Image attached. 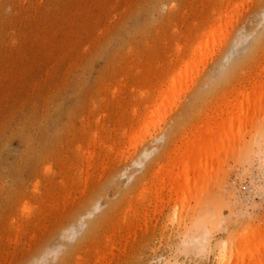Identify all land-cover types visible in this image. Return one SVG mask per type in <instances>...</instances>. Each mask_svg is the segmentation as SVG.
<instances>
[{
  "label": "rangeland",
  "instance_id": "374dc122",
  "mask_svg": "<svg viewBox=\"0 0 264 264\" xmlns=\"http://www.w3.org/2000/svg\"><path fill=\"white\" fill-rule=\"evenodd\" d=\"M189 61L195 70L166 98ZM255 83L264 86V0H0V264L237 263L220 247L236 251L264 227V187L254 188L264 91L204 191L176 202L154 193L151 176L208 112L226 101L228 117ZM222 199L228 230L225 218H202ZM205 233L210 249L193 242Z\"/></svg>",
  "mask_w": 264,
  "mask_h": 264
},
{
  "label": "bare ground",
  "instance_id": "6f19581e",
  "mask_svg": "<svg viewBox=\"0 0 264 264\" xmlns=\"http://www.w3.org/2000/svg\"><path fill=\"white\" fill-rule=\"evenodd\" d=\"M217 30H215L214 31V33L216 32ZM237 44V43H236ZM236 47V46H235ZM181 48V47H180ZM181 49H183V48H181ZM179 50V47L177 48V51ZM233 50V49H232ZM180 51V50H179ZM181 53V52H180ZM184 53H186V52H184ZM179 56V55H178ZM185 57V56H184ZM180 58V57H179ZM182 59H183V57H182ZM191 59V58H190ZM176 60H177V58H176ZM179 60V59H178ZM177 60V61H178ZM184 60V59H183ZM180 61V60H179ZM172 63V62H171ZM190 63V61L185 65V66H183L182 68H180L178 71H176V73L174 74H172V76L170 77V79L168 80V82H167V85L165 86L164 84H163V86H165L166 87V90L164 91V95H166V98H167V95L168 94H171L172 93V91H173V89H174V86L176 85V84H178L179 82H180V79H182V77H184L185 75V73H187L188 71H189V68H187V66L188 65H190L189 64ZM192 63V62H191ZM193 63H194V61H193ZM192 63V64H193ZM162 66H163V64H161ZM165 65V64H164ZM191 67L193 66V65H190ZM189 66V67H190ZM162 68V67H161ZM165 68V67H164ZM175 68V67H174ZM192 68H194V67H192ZM192 68H190V70L192 69ZM159 69V68H158ZM186 70H188V71H186ZM194 70H195V68H194ZM143 71V70H142ZM163 71V70H162ZM157 72V71H156ZM174 72V71H173ZM154 73V72H153ZM168 73V72H167ZM194 73V72H193ZM195 74H196V72H195ZM195 74H193V75H195ZM152 75V74H151ZM154 75V74H153ZM161 75V74H160ZM168 75V74H167ZM189 75H190V73H189ZM188 75V77L190 78L191 77V75L189 76ZM160 78V77H159ZM164 80V79H163ZM185 80V79H184ZM184 80H181V81H184ZM194 79H192V81H193ZM187 81V80H186ZM189 81V80H188ZM141 82V81H140ZM190 82V81H189ZM188 82V83H189ZM159 83V82H158ZM183 83V82H182ZM257 83V82H256ZM255 83V86H254V84H253V89H252V91H248V92H245V94H243V99H241V100H236V102H235V105L233 106V108H232V111H231V113L229 114V116L228 117H226V118H224L225 117V114L227 113V111H225L226 110V106H227V102L225 101H223L221 104H219V106L217 107L218 109L216 110L215 108H213V110H211V112H208L206 115H205V122L203 123V124H201L200 126H198V128H196V130H194V131H192L189 135H185L184 137H183V139L182 140H180L179 141V143L178 144H176L175 145V147L176 148H174V149H172V151H171V154H169V157H167V159L165 160V162L162 164L163 166H161V168L158 170V172H157V170L155 171V173H153V175L151 176V179L153 180V182H152V184L154 183L155 184V186H156V189H155V194L156 195H158V193L157 192H162V190H167L168 191V193L170 194V196H172V197H174L175 198V201L177 202V201H180L181 203H183V202H185L186 201V199L188 198V196H189V194H191V190H192V188H195V190L193 191V195H195V194H198V192L199 191H204V189H205V187L207 188L208 186H207V177H209L208 176V173L210 174L211 172H216V173H218L219 171H222V167H223V162L222 163H220V157H221V154H222V152L223 151H225V150H227V148H229L230 147V145H231V141H233L234 139H235V136L237 135V134H239L240 135V128L238 127V129H236L235 130V125H237V124H243L248 118H250V116L249 115H246L247 117H245V115H241V113L242 112H244V110L246 109V108H250V107H253V109L255 108V107H257V105H258V103H260L261 102V96L263 95L262 93H263V91H264V86H259V85H257ZM160 84H161V82H160ZM166 84V83H165ZM184 85V84H183ZM162 86V87H163ZM154 87V86H153ZM157 87V86H156ZM177 87V86H176ZM185 87V86H184ZM164 88V87H163ZM141 89V88H140ZM147 89V88H146ZM178 89V88H177ZM176 89V91H178ZM140 91V90H139ZM152 91V90H151ZM155 91V90H154ZM142 92V91H141ZM145 91H143V93H144ZM163 92V91H162ZM161 89L159 88L158 89V95H156L155 94V99H159L160 97H161ZM149 93V92H148ZM147 93V94H148ZM174 94H175V92H173ZM141 94V93H140ZM261 94V95H260ZM144 95H145V93H144ZM150 95V94H149ZM143 96V95H142ZM163 96V95H162ZM169 96V95H168ZM147 97V96H146ZM172 97H174V95H172ZM143 98H145V96L143 97ZM142 98V99H143ZM148 98V97H147ZM153 98V97H152ZM168 99H169V97H168ZM163 100H166V102L168 101L167 99H165V97L163 96ZM157 101H159V100H157ZM162 101V100H161ZM160 101V102H161ZM168 103H169V101H168ZM167 103V104H168ZM147 104V103H146ZM153 104V103H152ZM157 104V103H156ZM164 104V103H163ZM149 105H150V103H149ZM155 105V104H154ZM151 106V105H150ZM135 107V106H134ZM139 107V106H138ZM153 107V109L155 108L154 106H152ZM151 107V108H152ZM157 107H159V106H156V108ZM162 107H164V109L163 110H165V109H167V108H165V106L164 105H162ZM167 107V106H166ZM149 108V107H148ZM136 109V108H135ZM140 109V108H139ZM146 109H147V105H146ZM153 109H150V110H153ZM215 109V110H214ZM157 110H159V109H157ZM161 110V109H160ZM147 111H148V109H147ZM139 112H140V110H139ZM161 112V111H160ZM138 113V112H137ZM137 113L135 114V111H134V114H135V116L137 115ZM149 113V112H148ZM152 113L154 114L155 113V111L153 110L152 111ZM147 114V113H146ZM158 114H159V111H158ZM139 115V114H138ZM148 115V114H147ZM150 115H152V114H150ZM134 115H132V117H133ZM146 116V115H145ZM144 116V117H145ZM156 115H154V117H155ZM160 116H161V114H160ZM148 116H146V118H147ZM162 117V116H161ZM139 118V117H138ZM100 119V117L98 118V120ZM141 119V118H140ZM149 119H150V117H149ZM157 119V118H156ZM101 120V119H100ZM135 120V119H134ZM137 120H139V119H137ZM142 120V119H141ZM143 120H145V118L143 119ZM149 121V120H148ZM155 121H157V120H155ZM100 122V121H99ZM135 122V121H134ZM138 122V121H137ZM141 123V122H140ZM154 123V122H153ZM132 124H133V122H132ZM142 124H144V125H142L143 127L145 126V124H146V121H144V122H142ZM147 124H149V123H147ZM137 125V124H136ZM139 125H141V124H139ZM131 126V125H130ZM133 126V125H132ZM131 126V127H132ZM140 128V127H139ZM126 129H128V128H126ZM126 129H125V131H126ZM140 129H144V128H140ZM148 129V127L146 128V130ZM151 129V128H150ZM149 129V130H150ZM102 130H103V128H102ZM148 130V131H149ZM97 133H99L97 130H95ZM132 131H135V129H133ZM143 131V130H142ZM151 131V130H150ZM104 132V131H103ZM127 133H128V131H127ZM131 133V132H130ZM129 133V134H130ZM142 133H145V132H141V130H140V135L142 134ZM148 133H150V132H148ZM94 134V133H93ZM100 134V133H99ZM123 134H125V132L123 133ZM137 133L135 132V134L132 132V139L134 138L133 136L134 135H136ZM139 134V133H138ZM95 135V134H94ZM102 135V134H101ZM101 135H100V137H101ZM131 135V134H130ZM129 135H127L126 137H128ZM137 136V135H136ZM135 136V137H136ZM144 136V135H143ZM140 137V136H139ZM142 137V136H141ZM97 138V137H96ZM124 138V137H123ZM129 139H131L130 137H128ZM137 138V137H136ZM93 139V138H92ZM91 139V140H92ZM99 139V138H98ZM97 140V139H96ZM139 140V139H138ZM93 141L94 142H97V141H95L94 139H93ZM103 141V140H102ZM93 142V143H94ZM105 142V141H104ZM104 142H101L103 145H104ZM107 142V141H106ZM105 142V143H106ZM116 142V141H115ZM114 142V143H115ZM98 143H99V141H98ZM98 143H95V145L96 144H98ZM119 143V142H118ZM136 143V142H135ZM108 144V143H107ZM137 144V143H136ZM260 144V146H262V144H264V143H259ZM100 145V144H99ZM108 145H110L111 146V144H108ZM116 145H117V143H116ZM116 145H114V146H116ZM121 145V144H120ZM126 145V144H125ZM130 145V144H129ZM131 145H134V144H131ZM130 145V146H131ZM130 146H128L129 148L128 149H131L130 148ZM139 146V145H138ZM264 146V145H263ZM263 146H262V148L261 147H259L258 145H257V147L259 148L258 149V152L261 154L262 153V158H264V148H263ZM100 147V146H99ZM105 147V146H104ZM107 147V146H106ZM105 147V148H106ZM112 147V146H111ZM117 147V146H116ZM115 147V148H116ZM126 147V146H125ZM133 147V146H132ZM134 147H136V146H134ZM97 148V147H96ZM101 148V147H100ZM115 148H113V150L115 149ZM107 149H109V148H107ZM111 149L112 148H110V153L112 152V154L114 153L113 151H111ZM121 149H122V147H121ZM120 149V150H121ZM125 149V148H124ZM234 149V148H233ZM126 150V149H125ZM124 150V151H125ZM261 150V151H260ZM109 151V150H108ZM116 151V150H115ZM119 151V150H118ZM118 151H116V153L118 154ZM123 150H121V152H122ZM127 151H129V150H127ZM96 152V151H95ZM93 154H94V152H93ZM99 154V153H98ZM115 154V153H114ZM113 154V155H114ZM123 154V153H122ZM118 156H120L119 154H118ZM136 156V155H135ZM148 156V155H147ZM94 157H97V156H94ZM100 157V156H99ZM228 157L229 156H227L226 158L228 159ZM115 158H116V156H115ZM94 158H92V160H93ZM89 160H91V158L89 159ZM113 160H115V159H113ZM145 160H147V158L145 159ZM95 161V160H94ZM116 161V160H115ZM226 160H224V162H225ZM264 161V160H263ZM91 162V161H90ZM93 164V163H92ZM91 165V164H90ZM93 166V165H92ZM109 167V166H108ZM157 172V173H156ZM168 175L172 178L171 179V182L170 183H168L167 182V180H166V177L168 178ZM210 178V177H209ZM149 180V179H148ZM212 181V179L210 178L209 179V181ZM145 183H147L148 184V182H145ZM150 184V183H149ZM154 184H153V186H154ZM209 184H211V182L209 183ZM145 185V184H144ZM152 186V185H151ZM143 188V190H145L144 188H146V189H148V187H146V185H145V187H142ZM149 189H150V187H149ZM142 190V191H143ZM209 190V189H208ZM207 191V190H206ZM141 192V191H140ZM145 192V191H144ZM147 193H148V191H146ZM150 192H152V190H150ZM209 191H207V193H208ZM147 193H143V194H147ZM153 193V192H152ZM167 193V192H166ZM206 193V192H205ZM142 194V192H141V195H140V197H141V199L143 200V195ZM160 194V193H159ZM162 194H164V193H162ZM144 195V196H145ZM149 195V194H148ZM148 195H146V196H148ZM138 196V195H137ZM151 197H153L152 195H150ZM196 196V195H195ZM210 196V195H209ZM150 197V198H151ZM161 197V196H160ZM159 197V198H160ZM164 197V196H163ZM146 199H147V197H145ZM144 198V199H145ZM156 199H157V196L155 197ZM155 198H153V201H154V199ZM204 198V197H203ZM148 199H149V196H148ZM148 199H147V201H148ZM162 200V197H161V199H160V201ZM158 200H156V202H157ZM170 201V200H169ZM142 202H144V200L142 201ZM146 202V201H145ZM145 202L143 203L144 204V206H145ZM151 202V201H150ZM159 202V201H158ZM167 202V201H166ZM165 202V203H166ZM207 202H208V200H207ZM210 202H211V200H210ZM220 202V206L218 205V207L216 208L212 203V205H213V207H215L216 208V210L214 209V210H210L211 208H213L212 206H209V207H211L209 210L210 211H208V212H211V211H214V212H216V213H214V214H211V213H207V209L205 210L206 212L205 213H207V214H204L203 215V217L202 218H205V220H207L206 221V223H209V226H211L210 224H212V227L214 226V225H218L219 223H218V221L216 222V220H215V222H213V220L216 218L217 220L219 219H221V220H223L224 218H225V220H223L225 223L222 225L221 223L219 224V226L220 225H222V226H224L225 227V229L226 230H228V228H229V217H230V219H231V214H229V217L227 216V217H223V212L225 211V210H229L230 211V207H228L227 206V204H226V201L225 200H220L219 201ZM149 203V202H148ZM161 203V202H160ZM142 204V203H141ZM151 204V203H150ZM150 204L148 205V207L150 206ZM210 204V203H209ZM156 205V204H155ZM164 205V204H163ZM204 205L205 204H203V207H204ZM143 206V207H144ZM157 206V205H156ZM132 206H130L129 208H131ZM140 207V206H139ZM143 207H141V209L143 208ZM152 207V206H151ZM150 207V208H151ZM208 207V208H209ZM146 208V207H145ZM197 208V207H196ZM139 209V208H138ZM202 209V208H201ZM217 209H219L220 211H218ZM127 210H128V208H127ZM126 210V211H127ZM137 210V208H135V210H133V211H136ZM146 210V209H145ZM149 209H147V211H148ZM152 210V209H151ZM155 210H156V208H155ZM129 211V210H128ZM132 211V210H131ZM132 211V212H133ZM137 212V211H136ZM136 212H135V214H136ZM142 212H144V211H142ZM158 212V211H157ZM194 212V211H193ZM200 212V211H199ZM199 212L197 213V216H199ZM220 212V213H219ZM126 213V212H125ZM138 213V212H137ZM144 213H146V212H144ZM201 213V216H202V214L204 213L203 211L202 212H200ZM226 213V212H225ZM129 215H130V211H129V213H128ZM196 214V213H195ZM215 214H216V216H215ZM218 214V215H217ZM126 215V214H125ZM124 215V216H125ZM132 215V214H131ZM133 216H134V212H133ZM136 216H138V215H136ZM143 216V215H142ZM141 216V218H143ZM147 216V214H145V217ZM194 216V215H193ZM213 216H214V219H213ZM217 216H218V218H217ZM219 216H220V218H219ZM222 216V217H221ZM127 217V216H126ZM129 217H131V216H129ZM139 217V216H138ZM144 217V218H145ZM125 218V217H124ZM136 218V217H135ZM141 218H139V219H141ZM138 219V218H137ZM138 219V220H139ZM196 219L197 218H195V221H196ZM212 219V220H211ZM133 220H135V219H133ZM200 220V219H199ZM126 222H127V220H125ZM136 221V220H135ZM144 221V220H143ZM146 221V220H145ZM202 221H203V219H202ZM210 221V222H209ZM128 222H129V220H128ZM127 222V223H128ZM140 222V221H139ZM148 222V221H147ZM198 222V221H197ZM212 222V223H211ZM216 223V224H215ZM218 223V224H217ZM129 224V223H128ZM145 224V223H144ZM196 224V223H195ZM194 224V225H195ZM198 224H199V222H198ZM197 224V225H198ZM125 225V224H124ZM146 225V224H145ZM199 225H201V224H199ZM203 226V225H202ZM201 226V227H202ZM219 226H217L216 228H217V230L218 229H221V228H219ZM130 227V226H129ZM132 227V226H131ZM192 227V226H191ZM207 227V225H205L203 228L205 229ZM200 228V227H199ZM194 229V228H193ZM196 229V228H195ZM223 229V228H222ZM212 231V230H211ZM211 231H209V232H211ZM219 231V230H218ZM225 231V230H224ZM203 232V231H202ZM208 232V231H207ZM192 233V232H191ZM199 233H201V232H199ZM204 233V232H203ZM206 234L208 235V233H205V235L203 234H199V236H197V237H194V240H193V242L194 241H196V242H194L195 243V245L197 244V245H199V244H202L201 246L202 247H205V248H207L205 245H203V243H206V242H208V241H206V239H205V236H206ZM186 235V234H185ZM193 235V234H192ZM189 236H190V234H189ZM230 236V235H229ZM236 236V235H235ZM190 237H192V236H190ZM189 237V238H190ZM246 238H244L243 239V245L242 246H240V248L238 249V250H236V251H233V249H230L229 247H228V245L225 243L224 245H222L220 248L222 249H220L222 252H223V257L225 256V255H227L228 254V252L230 251V250H232V251H230V253H232V252H234V253H232V256H233V258L234 257H236V259L237 260H235V258H234V260L235 261H237V263H235V264H262V262H263V260H262V257H264V227H262V226H258V227H256L255 228V230L252 232V234H250V235H247V236H245ZM184 238V237H183ZM240 237H238L236 240L238 241V240H240L239 239ZM185 239V238H184ZM187 239V238H186ZM227 239V238H226ZM109 240V239H108ZM190 240V239H189ZM209 240H210V238H209ZM235 240V242H237ZM124 241V240H123ZM186 241H188V240H185V242ZM114 242V241H113ZM191 242V245H194V243H192V241H190ZM225 242V241H224ZM223 242V243H224ZM228 242V241H227ZM124 243V242H123ZM229 243V242H228ZM115 244V243H114ZM187 244H189L188 242H187ZM208 244V243H207ZM233 244V243H232ZM190 245V244H189ZM189 245H186L187 247H186V249L187 248H189L188 246ZM194 245V246H195ZM181 246H182V244H181ZM232 246V245H231ZM113 247V246H112ZM191 247V246H190ZM199 247V249H200V246H198ZM212 247V246H211ZM195 249H196V247H194ZM193 248V249H194ZM194 249V250H195ZM198 249V250H199ZM207 249H210V248H207ZM189 250V249H188ZM197 250V251H198ZM111 252H112V250H110ZM184 251V250H183ZM203 251H204V249H203ZM221 251H219L220 253H221ZM182 252V251H181ZM185 252V251H184ZM202 252V251H201ZM201 252H199L198 251V253H201ZM110 253V252H109ZM183 253V252H182ZM191 253V252H190ZM194 253V252H193ZM112 254V256H113V252L111 253ZM204 254H206L205 252H204ZM221 255V254H220ZM230 256H231V254H230ZM106 258V257H105ZM197 258V257H196ZM231 258V257H230ZM104 259V258H103ZM99 260V259H98ZM101 260H102V257H101ZM100 260V261H101ZM108 260V259H107ZM227 260H228V257H227ZM235 261H233V262H235ZM103 262V261H102ZM226 263V262H225ZM225 263H221V264H225ZM226 264H228V263H226Z\"/></svg>",
  "mask_w": 264,
  "mask_h": 264
},
{
  "label": "built area",
  "instance_id": "2783aa9c",
  "mask_svg": "<svg viewBox=\"0 0 264 264\" xmlns=\"http://www.w3.org/2000/svg\"><path fill=\"white\" fill-rule=\"evenodd\" d=\"M259 184H254V188L257 187V186H263L264 187V178L262 179V181H258ZM246 185V183H243L242 186ZM254 188L253 187H250L248 186V190L249 192H253L254 191ZM263 192V191H262ZM258 193V196L262 195L263 193Z\"/></svg>",
  "mask_w": 264,
  "mask_h": 264
}]
</instances>
